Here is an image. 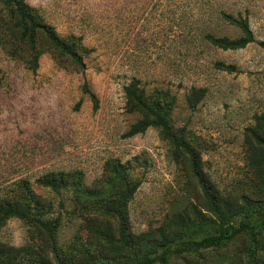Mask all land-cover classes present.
<instances>
[{
	"label": "rangeland",
	"instance_id": "374dc122",
	"mask_svg": "<svg viewBox=\"0 0 264 264\" xmlns=\"http://www.w3.org/2000/svg\"><path fill=\"white\" fill-rule=\"evenodd\" d=\"M26 2L61 37L77 39L86 49V68L46 51L33 72L0 45V191L27 179L45 202L55 204L53 217L62 214L54 240L47 233L45 242L29 225L12 219L0 230L3 243L31 246L34 264H57L53 244L64 251L65 264H103L100 254L106 249L92 244L85 221L74 215L72 194L44 190L36 180L50 172L75 173L85 190L92 189L109 162L124 166L136 185L128 203L133 234L175 215L205 213L188 158L177 155L157 129L126 136L141 118L125 108V87L134 78L149 95L158 90L175 97L171 122L185 130L208 185L223 197L264 200V178L251 166L260 147L252 131L264 115V0ZM224 14L245 19L254 42L238 50L213 47L210 33L241 35ZM217 61L234 65L235 72L217 70ZM84 84L98 97V109ZM193 88H205L206 94L190 107L186 99ZM91 198L86 193L83 199ZM244 246L240 238L204 254L214 264H232L241 261Z\"/></svg>",
	"mask_w": 264,
	"mask_h": 264
},
{
	"label": "trees",
	"instance_id": "16d2710c",
	"mask_svg": "<svg viewBox=\"0 0 264 264\" xmlns=\"http://www.w3.org/2000/svg\"><path fill=\"white\" fill-rule=\"evenodd\" d=\"M224 19L239 29L241 35L230 38L210 33L207 40L213 47L238 50L254 42L253 32L245 19L229 14H224ZM0 45L8 55L21 60L33 72L38 70L40 58L46 51L56 58L69 60L81 71L86 68L83 55L86 49L75 37H61L26 0H0ZM214 67L228 73L236 70L234 65L222 61L215 62ZM83 91L93 102L94 109H98L99 99L88 84L83 85ZM153 93L149 95L136 78L125 87L126 112L141 115L126 136L157 129L163 140L175 146L177 155L188 158L205 200V213L192 211L189 215H175L155 229L133 234L128 224V203L136 185L126 168L114 162L107 163L99 186L92 189H84L79 175L61 171L39 177L36 180L38 187L59 195L72 194L74 215L85 221L92 244L106 249V253L100 254L103 264H177V260H181V264H214L204 253L222 249L240 238L245 243L240 253L241 261L232 264H264V200L250 201L243 197L238 201L223 197L208 185L200 173L197 155L185 130L175 128L171 122L175 97L169 91L155 90ZM205 94V88H193L187 103L195 107ZM252 135L260 147L254 149L251 166L264 178V115L258 119ZM86 193L93 198L83 199ZM61 206L65 208L62 202ZM54 211L55 204L45 202L27 179H20L13 187L0 191V230L8 221L18 219L34 229L40 239L49 242L46 236L50 234L54 240L61 226L62 214L53 217ZM112 220L116 221L115 227ZM30 247H14L0 240V264H34L37 259H31L34 250ZM53 249L57 264H65L61 256L64 251L59 253L55 244ZM85 258L86 262H91L90 257ZM41 264L47 263L42 261Z\"/></svg>",
	"mask_w": 264,
	"mask_h": 264
}]
</instances>
